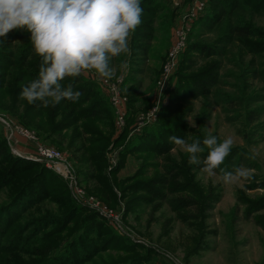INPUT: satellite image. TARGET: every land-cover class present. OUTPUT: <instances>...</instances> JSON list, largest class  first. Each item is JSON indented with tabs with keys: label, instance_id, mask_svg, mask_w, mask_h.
<instances>
[{
	"label": "rangeland",
	"instance_id": "obj_1",
	"mask_svg": "<svg viewBox=\"0 0 264 264\" xmlns=\"http://www.w3.org/2000/svg\"><path fill=\"white\" fill-rule=\"evenodd\" d=\"M155 2L159 14H167V9L171 12L174 8L178 18H175L171 26L173 29L171 34L169 33V40L166 33L159 30L162 21L155 22V38L143 68L144 72L136 73L134 70L138 67H135L134 63L131 65L129 57L126 60L129 68L123 73L119 71L118 78L102 81L92 73L81 76L85 81L95 85L99 93L95 97L100 96L109 103L114 114L113 134L105 151L106 164L102 170L107 180V189L100 187L96 180L85 179L78 173L77 168L81 165L73 158V150L68 146L72 128L56 132L49 142L43 140L36 131L37 128L39 132L46 129H43L44 125L33 117L35 115L33 112L30 114V120L21 123L20 117L10 115L3 108V102H7L3 95L6 90L3 84L7 79H0V82H3L0 83V116H9L17 126L33 133L39 144L58 149L65 156L72 173L68 174V169L66 172L62 167L52 163L38 161L35 144L18 133L11 134L10 129L0 122V140L1 144H4L5 155H8L11 161L12 158H17L23 164L21 169L14 172L10 185L2 186L0 189V205L12 198L9 190L14 183L15 194H19L24 188L30 194L24 198L25 206L21 207V212L14 213L11 209L4 223L0 225V252H6L7 255L11 252L8 249L19 248L23 261L24 258H31V261L35 259L34 264H132L131 261L136 254H140L145 260L138 259L133 264H264V227L255 222L258 216L264 218V204L252 210L247 217L244 215L247 200L264 198V83L260 79L250 78L251 72L246 71L252 58L264 61V48L255 55L240 50L239 58L242 56L243 60H239L235 66L221 69L223 79L215 92L220 98L226 95L235 96L239 100L235 105L225 106L220 101L218 104L212 103V94L197 95L187 104L169 94L170 87L173 88L179 81L181 82L178 68L180 56L186 49L177 56L175 69L165 85L163 94H155L157 80L172 38L174 40L175 30L184 24L180 20L184 7L178 11L181 8L180 0H170V4L164 3V0H154L153 3ZM195 21L191 23L190 30ZM255 23L259 28H263L264 16L256 18ZM185 25L189 27V23ZM212 35V33L206 35L204 40L209 42ZM3 48L0 44V74L6 66V61L2 60L4 57L1 55ZM234 54L238 56L237 46ZM201 62L198 60L197 64ZM159 66L160 69L153 78L155 74L153 69H150ZM259 69L262 70L264 77V67ZM32 80L25 78L22 83H13L10 93L20 96L23 87ZM139 80L141 88L131 91ZM112 82L117 93L122 95L123 125L117 123L119 114L109 89ZM17 86L20 92L16 89ZM146 89L152 91L151 94H146L148 92ZM7 92L6 90V94ZM127 94L139 96V106L132 109L131 114L127 111L126 104L129 99ZM169 102L170 105L167 106ZM26 104L27 101L23 100V107ZM34 104L43 107L41 101ZM156 105H158L156 119L139 125L140 116L147 114ZM170 106L175 107L176 111H170L162 124H172V130L160 125L158 120L160 113L165 109L167 113L169 112ZM253 109L260 110L261 117L256 122L248 123L246 115ZM17 112L21 114L22 106ZM61 112L62 108L56 109L49 105L37 115L56 114L54 124L63 126ZM188 120L193 121L195 127H191ZM149 124H154L156 128L148 131L146 141L139 143L138 137ZM124 128L127 131L122 137L126 130ZM206 130L220 140L229 136L233 138L232 150H239L241 156L233 165L225 166L223 163L221 168L232 171L236 167L244 166L251 170L250 179H241L235 184L226 185L221 181L219 171L215 177H208L201 172L202 165L190 164L188 155L168 140L169 136H177L188 142L195 140L202 142ZM133 140L135 144H140L141 148L138 149V145H135L136 147L128 151L127 145ZM79 143L80 141H77L75 144ZM253 150L256 158H247ZM206 155L205 148L201 159ZM170 166V170H174L172 173L178 175L181 180L171 181L173 177L169 174L170 170H166ZM1 168L0 165V170ZM41 168L49 174L47 182L40 178L44 174L36 178ZM54 180L60 182L54 183ZM1 184L3 183H0V186ZM20 186L21 189L17 190L16 188ZM63 187H66L67 191H63ZM99 190H104L105 199L94 192ZM203 194L210 196L207 200L206 231L203 235L204 241L195 244L193 236L197 229L191 222ZM178 208L181 210L175 212L174 210ZM34 210L37 213L33 214L35 218L39 213L41 217L50 214V218L54 219L41 223L26 222ZM180 218L187 219V223ZM231 222L232 227L229 226ZM260 222L264 224V220ZM43 235L51 236L53 245L43 243L48 239L42 240ZM11 236L14 237L10 239ZM24 240L29 242L24 243ZM22 251L29 253L30 257L23 258ZM64 252L66 253L63 254ZM0 255L4 260L0 264H13L11 260H5L6 255Z\"/></svg>",
	"mask_w": 264,
	"mask_h": 264
},
{
	"label": "trees",
	"instance_id": "obj_2",
	"mask_svg": "<svg viewBox=\"0 0 264 264\" xmlns=\"http://www.w3.org/2000/svg\"><path fill=\"white\" fill-rule=\"evenodd\" d=\"M153 1L154 0H141V6L143 8L142 23L136 29L131 38V54L125 59L124 57H118L112 61V65L118 70L117 73H119V65L123 60H127L129 57L131 65L134 63L136 65L135 67H138L135 68L134 71L139 74L144 72L143 68L148 60L150 50H152V41L155 38V22L157 20L162 21L159 30L165 32L167 35L166 38L169 40L168 36L177 15L176 11L174 8L171 12L167 9V14L170 12L169 15L159 14L158 5L156 2L153 3ZM164 3L170 4V0H164ZM164 10H166V8ZM262 16H264V0H206L203 11L193 23L190 33H188L187 46L185 48L186 50H183L184 52L182 51L183 53L180 56L181 58L178 68V73L180 72V74L178 75L181 78V82L179 81V83L173 88L170 87L171 90L169 91V94L173 97L176 96L177 98L182 99L181 101L186 104L191 100V98L197 95L201 94L209 96L212 94V103L218 104L220 101L225 106L235 105V103L239 101L235 96L226 95L225 97L220 98V96H218L215 92V89L220 85L223 79L221 69L231 67V65L235 66L238 64L239 60L242 61V56L239 58L240 50L244 53H251L255 55L261 48H264V27L259 28L255 23L256 18ZM210 33L213 34L212 38L209 39V42H206L204 38ZM29 37L30 34L27 32L13 31L10 32L6 38H4V42L1 44L2 47H4L3 52H1V55L4 57L2 60L6 61V66H4V70L2 69L3 71L1 70L0 79H7L5 80V84H3V86L8 91V94H6V90L3 93V95H5V99H7V102H3V108L7 110L10 115L12 114L20 117L21 123H24L27 119L30 120V114L33 112L35 114L33 117L38 119L40 123L44 125L45 128L43 129L46 130L39 132V128H37L38 130L34 127L33 128L40 134L39 136L43 140H48L49 142L51 136L56 132L61 131V129L64 130L65 128H72V135L68 146L71 150H73V158L81 165L77 168L78 173H81L85 179L96 180L100 187L107 189V180L102 174V170L105 167L104 164H106L104 156L105 151L107 150V146L111 141V135L113 134L114 114L109 103H106L100 96L95 97L96 94L99 93L92 82L85 81L82 77L67 78L63 81V86L66 87L71 84L74 91L81 92V96L77 102L73 103L68 100H63L54 106L56 109L62 108L61 115H63V126L54 124V115L56 114L51 113L46 116L37 115V113L43 110L44 106L41 108V106L38 107L36 104H26L23 107V100L20 99V96H18V94L10 93V89L13 88V83H22L25 78L35 79L38 76L41 60L34 54ZM193 39L196 40L193 41ZM252 40L257 41L254 42ZM236 46L238 48V56L234 54ZM198 60L202 61L201 64H197ZM231 60L235 61L232 62ZM261 67H264V61H257L252 58L248 62V69L246 71L251 72V74H249L250 78L260 79L264 83L262 70L259 69ZM159 69L157 71L153 70L155 73L153 78L156 77ZM136 84L137 85L133 87L134 89L131 88V91H135V88L138 87L141 88L140 80L137 81ZM16 89L20 92L19 86H17ZM127 95L129 96L126 104L127 111L131 114L130 111L139 106V96L136 94ZM87 102L89 103L84 105ZM169 105L170 102L167 106ZM21 106L22 112L19 114L17 110ZM145 108H147L146 104ZM170 111L175 112L176 108L170 106L168 113L166 109L163 112L161 111L162 113H160L158 119L160 121V125L168 128V130L173 129L171 126L172 124H162V122H164V118H167L168 114H170ZM260 117V110L253 109L247 113L246 120L248 123H252L258 121ZM176 119L177 118H175V120ZM153 125L154 124H149L144 127V133L138 137L139 143L148 139V131L156 128V126ZM126 131L127 129L124 130L122 137ZM164 131L167 130H163V132ZM77 141H80L78 145L75 144ZM135 145H138L139 147L140 144H135L133 140L127 145V150L130 151ZM140 148L141 147L138 149ZM5 153L4 144H1L0 140V165L2 166L0 170V183H3L1 184L0 189H2V186H9L13 180L14 174L23 166V164H21L22 161L17 158H12L11 161L10 157L5 155ZM240 156L241 154L239 150H232L231 154L224 162V165H233L234 161L236 162L239 160ZM170 169L171 166L166 170L169 171ZM172 172H174V170L169 171V174L173 177V180L171 181L181 180L178 175H174ZM42 174H44V176L40 177ZM36 175V178L40 177L44 182L48 181L47 177L49 174L45 173L44 169L39 170ZM53 182L59 183L60 181L54 180ZM28 183L26 185H28ZM14 186L9 190L10 197L12 198L6 203L0 205V225L4 223V219L11 209L14 213L21 212V207L25 206L24 198L30 195L27 193L25 188L19 194H15ZM21 187L22 186L16 189L20 190ZM63 191H67V188L63 187ZM94 192L99 197L105 199L104 190ZM110 193L113 197L112 190H110ZM65 194H67V192H65ZM209 198L210 196L207 194L200 196V202L197 205V212L194 218H192L191 223L194 228L197 229V233L193 236L195 244H199L204 241L203 235L206 231L205 226L207 217L206 210H208L207 200ZM246 203L247 205H245L246 208L244 212L245 217H247V215L255 208L263 205L264 198H259L253 201L247 200ZM180 210L181 209L178 208L174 211L177 212ZM33 214H37L36 210L29 214L30 219L26 220V222L31 223L32 221H39V223H41L44 220L54 219L50 218V214L41 217L38 213V219L35 218ZM180 219L181 221L183 220L187 223V219ZM258 219L260 221L264 220L261 216H258ZM258 219H255L257 225H260L261 227L263 225L264 227V224H262ZM229 226L232 227L233 222H231V225L229 224ZM13 237L14 236H11L10 239ZM50 237L51 236L49 235H43L41 239L43 240L48 238L47 240H44L43 243L53 245L54 242L50 239ZM28 242L29 240H24V243ZM8 250L11 252L7 253V255L6 252H0V254L6 255L5 260H11L13 264H34L36 261L35 259L31 261V258H24L30 257V254L22 251V256L25 261L24 263L19 252V248H10ZM65 253L66 252L63 254ZM138 259L145 260L140 254H136L131 263L138 261ZM2 261L4 260L0 255V263Z\"/></svg>",
	"mask_w": 264,
	"mask_h": 264
},
{
	"label": "clouds",
	"instance_id": "obj_3",
	"mask_svg": "<svg viewBox=\"0 0 264 264\" xmlns=\"http://www.w3.org/2000/svg\"><path fill=\"white\" fill-rule=\"evenodd\" d=\"M142 16L141 0H0V44L10 32H27L41 60L37 78L23 87L20 99L28 104L41 101L44 107L63 100L75 103L81 92L71 84L62 86L65 79L88 73L102 81L118 78L112 61L130 56L131 38ZM128 68L126 60L119 65L121 73ZM168 140L188 155L190 164L202 165L200 170L208 177H215L219 170L226 185L251 178V170L244 166L232 171L221 168L234 146L230 136L220 140L206 130L202 142L177 136ZM205 148L207 155L201 159ZM247 158L255 159V151Z\"/></svg>",
	"mask_w": 264,
	"mask_h": 264
},
{
	"label": "built area",
	"instance_id": "obj_4",
	"mask_svg": "<svg viewBox=\"0 0 264 264\" xmlns=\"http://www.w3.org/2000/svg\"><path fill=\"white\" fill-rule=\"evenodd\" d=\"M204 7L205 0H192L182 11L180 20H182L184 24L175 30L174 40L172 38L171 45L162 64L161 74L159 79L157 80V88L155 94H163V92L165 91V85L175 69L177 56L186 48V41L188 33L190 31V25L198 18ZM185 23H189V27H187ZM114 85V82L110 83L109 89L112 94L114 106L119 114L117 123L118 125H123V99L121 97L122 95L120 93H117ZM156 106L148 111L147 114L140 116L139 125H145L156 119L158 105ZM0 122L5 124L10 129L11 134L14 135L15 133H18L19 135L24 136L23 138L26 137L35 144L36 159L38 161H45L47 163H52L54 165L60 166L63 168V170H66V172L68 169V174L72 175L69 163L67 162V160H65V156L58 149L52 146L39 144L38 139L33 133L31 134L24 128L17 126L9 116H0ZM78 192L82 193V191L80 190H78Z\"/></svg>",
	"mask_w": 264,
	"mask_h": 264
},
{
	"label": "crops",
	"instance_id": "obj_5",
	"mask_svg": "<svg viewBox=\"0 0 264 264\" xmlns=\"http://www.w3.org/2000/svg\"><path fill=\"white\" fill-rule=\"evenodd\" d=\"M192 0H180V6H181V8L180 9H178V11H181V9L184 7H186V5L189 3V2H191ZM206 1V0H205ZM175 18H178V16L176 15V17ZM173 29V28H172ZM172 29L170 30V34H171V31H172ZM169 39H170V37H169ZM160 51V50H159ZM163 55V53H161V56ZM150 65V64H149ZM156 67V66H155ZM160 67V66H159ZM159 67L158 68H151L150 70H154V71H157L158 69H159ZM154 73V72H153ZM155 74V73H154ZM148 90V92H146V94H151V92L152 91H149V89H146V91Z\"/></svg>",
	"mask_w": 264,
	"mask_h": 264
}]
</instances>
